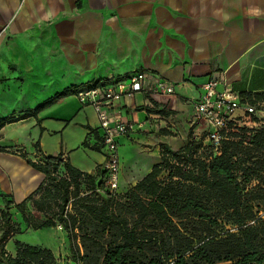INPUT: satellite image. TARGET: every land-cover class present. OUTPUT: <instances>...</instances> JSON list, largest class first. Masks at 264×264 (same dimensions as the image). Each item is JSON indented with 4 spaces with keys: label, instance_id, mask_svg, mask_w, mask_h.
<instances>
[{
    "label": "crops",
    "instance_id": "0c3cea01",
    "mask_svg": "<svg viewBox=\"0 0 264 264\" xmlns=\"http://www.w3.org/2000/svg\"><path fill=\"white\" fill-rule=\"evenodd\" d=\"M0 31V121L28 114L64 90L132 70L173 84L172 97L137 94L124 101L128 116L139 121L154 103L173 112L148 132L120 141L148 159L137 179L132 171L119 174L125 189L159 163L162 148L176 152L187 144L190 99L214 74L241 96L264 98V0H0ZM87 128L100 137L95 112L71 94L34 117L3 124L0 193L18 204L43 180L20 151L33 162L61 153L72 167L94 175L106 154Z\"/></svg>",
    "mask_w": 264,
    "mask_h": 264
},
{
    "label": "trees",
    "instance_id": "16d2710c",
    "mask_svg": "<svg viewBox=\"0 0 264 264\" xmlns=\"http://www.w3.org/2000/svg\"><path fill=\"white\" fill-rule=\"evenodd\" d=\"M75 88L28 114L1 120L0 128L34 117ZM153 106L146 112L173 115ZM89 130L101 140L96 130ZM243 142H224L215 155L211 145L201 149V142L188 133L182 149L162 148L159 163L120 196L104 188L101 169L90 175L72 167L61 153L33 162L20 151L43 180L18 204L0 193V264H56L53 252L44 247L15 241V254L6 251V240L22 231L11 220V209L26 229L61 227L75 264H264V129L255 130L248 144ZM34 147L41 153L38 143ZM162 173L166 176L160 180ZM82 185L89 191L84 196ZM27 203L45 220L27 216Z\"/></svg>",
    "mask_w": 264,
    "mask_h": 264
},
{
    "label": "built area",
    "instance_id": "2783aa9c",
    "mask_svg": "<svg viewBox=\"0 0 264 264\" xmlns=\"http://www.w3.org/2000/svg\"><path fill=\"white\" fill-rule=\"evenodd\" d=\"M3 31H0V37ZM222 74H214L202 86L197 98L190 99L193 113L189 121L191 140L201 142V149L211 145L215 155L220 154L221 145L227 141L244 138L248 143L255 130L262 128L264 121L257 114L264 115V102L241 96L226 83ZM81 107L91 108L97 117L100 132V148L106 154L101 169L104 186L110 193L119 187L118 148L121 140L129 138L137 131L148 132L150 127L158 126L163 117L146 113L142 121L134 118V113L126 111L125 100L137 94L146 97L175 95L173 84L155 72L132 70L120 76L107 78L76 87L72 93ZM136 110H134L135 112ZM202 126V127H201Z\"/></svg>",
    "mask_w": 264,
    "mask_h": 264
},
{
    "label": "rangeland",
    "instance_id": "374dc122",
    "mask_svg": "<svg viewBox=\"0 0 264 264\" xmlns=\"http://www.w3.org/2000/svg\"><path fill=\"white\" fill-rule=\"evenodd\" d=\"M257 116L258 118H262V117L264 118L263 114H257ZM261 120L264 121V119H261ZM262 129H264V125H262ZM121 144L118 148L119 165L122 170V171L120 170L119 172L120 178L121 177L124 178L128 176V174L132 171L133 173L131 175V178L137 179L140 176V173H142L140 168L143 165L146 166L148 159L138 157L137 154H133L132 151L130 152V148L128 147V145H125L121 148ZM100 149L105 153L103 148H100ZM149 155H152V154H149ZM137 169H138V172L136 171ZM61 174H63L62 170H60L59 173H57V176L60 177ZM165 176H166L165 173H162L159 179L163 180ZM87 188L88 187L84 185L81 186L80 196L85 195V191L88 190ZM126 191L127 189H125V187L122 188L119 185V187L117 188L115 192H113V194L116 196H120V195H123ZM88 192L89 191H87V193ZM1 205H2V201L0 202V207ZM0 210H2V208H0ZM25 210H26L27 216H31L41 221L45 220L44 216L41 213L36 212L32 208L31 203L26 204ZM10 214H11L12 222L23 223L20 215L15 210H12ZM22 230L23 231H21L19 234L6 240L5 249L10 255L15 254L14 242L19 241L23 244H27L30 246H40V247L50 249L56 258V264H75L70 260V254L68 251V242L66 239V235L61 227L44 229V230H39V231H33V230L27 231L26 229H22Z\"/></svg>",
    "mask_w": 264,
    "mask_h": 264
}]
</instances>
